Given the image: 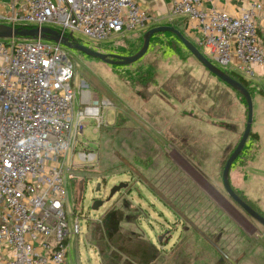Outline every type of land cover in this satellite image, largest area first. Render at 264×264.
<instances>
[{"label": "built area", "instance_id": "obj_1", "mask_svg": "<svg viewBox=\"0 0 264 264\" xmlns=\"http://www.w3.org/2000/svg\"><path fill=\"white\" fill-rule=\"evenodd\" d=\"M211 1L172 0L170 20H190L211 62L250 82L264 73V0L238 16L205 8ZM0 19L13 27L55 25L63 36L79 32L96 44L154 21L137 0H9ZM67 57L53 41L0 40V264H68L71 239L82 232L70 201L72 174L99 155L81 150L78 137L88 119L97 131L105 123L104 102L84 90L75 121Z\"/></svg>", "mask_w": 264, "mask_h": 264}, {"label": "rangeland", "instance_id": "obj_2", "mask_svg": "<svg viewBox=\"0 0 264 264\" xmlns=\"http://www.w3.org/2000/svg\"><path fill=\"white\" fill-rule=\"evenodd\" d=\"M47 26L58 29L55 25ZM144 30L143 33V30L130 32L126 39L114 38L98 44L79 32L74 38L83 46L105 54L129 56L141 50L147 28ZM180 31L212 60L205 48ZM67 53V63L75 72L72 87L78 94L74 101L75 121L80 110V89L92 92L100 103L104 102L107 118V124L105 120L98 135H94L96 123L88 119L83 134L78 137L80 149L96 150L99 158L95 165L77 168L72 174L74 188L72 192L70 187V201L80 217L82 232L71 239L68 264H174L175 257L169 253V247L167 254L160 256L149 247L150 242L156 244L157 234L168 236L171 232L170 245L175 241L178 245L185 243L176 254L179 264L186 261L216 264L221 257L218 251L186 222L179 221L174 229L173 224L178 220L172 209L148 190L145 182L177 187L179 201L194 220V226L202 232L214 231L218 239L215 232L222 222L213 225V220L205 221L218 212L215 213L206 193L203 195L204 189L199 186L203 183L199 173H206L201 146L193 144L195 138L187 136L186 132L175 143L170 119L178 111L180 118H192L201 123L203 118L208 119L209 110L217 104L216 98L222 99L223 110L226 106L229 112L233 110L226 90H219L216 84L233 90L247 110L242 97L211 74L173 34L155 35L147 55L129 65H108L69 49ZM248 84L252 96L264 97L262 86H257L254 80ZM178 128L186 131L181 122ZM220 179L219 189L228 197L222 184V171ZM121 182L130 184L133 193L126 197L127 189H124L94 210V200L107 201L112 187ZM99 183L101 191L96 192ZM126 202L131 203L130 209L125 207ZM138 214L142 217L137 221ZM181 234L178 242L177 236ZM260 245L262 248L257 253L264 257V238ZM256 264H264V259Z\"/></svg>", "mask_w": 264, "mask_h": 264}, {"label": "crops", "instance_id": "obj_3", "mask_svg": "<svg viewBox=\"0 0 264 264\" xmlns=\"http://www.w3.org/2000/svg\"><path fill=\"white\" fill-rule=\"evenodd\" d=\"M257 0H212L205 4V8L215 7L221 11H225L232 16H238L245 8ZM9 0H0V16L7 8ZM138 4L144 8L149 16L154 21L149 28L168 25L174 26L182 30L189 39L202 42V35L196 26L188 19L175 18L170 20V13L172 9V0H137ZM1 21V19H0ZM175 23V25L171 24ZM3 24V23H0ZM182 28V29H181ZM258 28L261 33L264 32V9L258 18ZM145 30L141 31V33ZM197 35L199 36L197 38ZM260 72H263L259 69ZM257 82V86H262L264 91V73L256 76L253 79ZM219 90H226L228 100L232 102V109L230 112L228 106L223 110L222 99L216 98L217 104L209 110V117L203 118L201 123L196 122L192 118H180L178 111L171 117L172 137L174 142L177 139L186 135L195 138L193 144H197L199 150L202 152L203 167L205 174L199 173L203 179V183L199 184L204 192L208 194H215L219 190L221 183V171L224 168V162L231 155L241 140L245 131L247 122V110L242 102L238 101L234 96L235 92L230 88L223 86V84H216ZM79 94V106L81 105V93ZM261 92V93H262ZM264 93V92H263ZM77 94V92H76ZM95 94V93H94ZM76 99H78V94ZM254 101V122L252 126V134L257 138H249L244 152L234 163L230 172V182L232 187L243 194V196L250 202L254 203L258 208L264 210V97L261 95L255 97ZM217 105V106H216ZM80 108V107H79ZM75 113V106H74ZM106 124H107V118ZM185 126L186 131H180L179 124ZM98 135V131L94 129V135ZM198 160V159H196ZM199 161V160H198ZM193 166V165H192ZM197 166V165H196ZM196 170V168L193 166ZM223 184V182H222ZM222 187V186H221Z\"/></svg>", "mask_w": 264, "mask_h": 264}, {"label": "flooded vegetation", "instance_id": "obj_4", "mask_svg": "<svg viewBox=\"0 0 264 264\" xmlns=\"http://www.w3.org/2000/svg\"><path fill=\"white\" fill-rule=\"evenodd\" d=\"M66 49L68 50V48ZM74 51L78 52L76 50ZM145 185L148 190L155 194V196L157 195V197H159L167 206L172 209L173 215L178 220V222L173 224L174 229L179 226V221L182 223L186 222L187 225L195 229L203 237V239H205L218 251L221 257L216 264H256L257 261L264 259V257H260V254L257 253L258 250L262 248L260 243L261 239L264 238V226L255 218L250 216L229 196L226 197L221 191L216 190L217 192H215V194L203 192L204 196L206 193L207 199L211 202V205L215 209V213L218 212V215L210 216L205 221L208 222L213 220V225H216L217 221L222 222L219 228L217 227L216 229L215 233L218 235V239H216V234H214V231L208 230L207 232H202L194 226V220L190 218L187 213H185L183 210V202L179 201L180 197L177 187L169 185H156L151 183L146 184V182ZM126 189V197H128L133 193V188L130 187V184H128ZM234 191L250 207L258 212V214L264 217V212H262L260 208H258L254 203L248 201L239 191L235 189ZM220 197L223 199H220ZM189 198L190 197L188 195L185 197L186 200ZM125 207L130 209L131 203L126 202ZM137 216L138 221L141 219V215L138 214ZM221 218H223L224 221H222ZM139 228H142L140 224ZM172 236V232L168 236L164 235V233L157 234L155 237L156 244L150 242L149 247H153V250L157 256L167 254L169 247V253L175 257L174 264H179L176 254L179 252L180 247L182 248L185 246V243L182 242L181 245H178L177 241H175L170 245V242L173 240ZM177 238L179 242V239H182V234L177 236ZM132 241L133 240H130V243H132ZM216 241L219 242L216 244ZM95 247L98 248V245H95ZM144 253L145 251L142 252V254ZM186 264H189V261H186Z\"/></svg>", "mask_w": 264, "mask_h": 264}, {"label": "water", "instance_id": "obj_5", "mask_svg": "<svg viewBox=\"0 0 264 264\" xmlns=\"http://www.w3.org/2000/svg\"><path fill=\"white\" fill-rule=\"evenodd\" d=\"M162 33H170L177 37L180 43L188 50L190 53L214 76L222 80L228 86L232 87L242 98L246 101L247 106V122L245 131L239 143L237 144L234 151L231 153L227 159L223 171H222V182L223 187L228 194V196L235 201L243 210H245L250 216L255 218L259 223L264 226V217L258 214L252 207H250L235 191L230 182V172L234 163L244 152L245 146L251 136L252 126L254 122V101L250 90L242 84L240 81L236 80L224 70L213 64L202 52L196 47L192 42H190L184 34L174 26L160 25L155 26L146 31L144 34L143 46L139 52L129 56H122L118 54H105L99 51H95L91 48L85 47L79 42L75 41L73 34L68 37L63 36L60 32L51 27H13L6 24H0V40H12V39H43L46 41H53L58 44H62L70 50H76L81 52L91 58L102 61L108 65H129L133 64L145 55H147L152 39L155 35ZM71 40V41H70ZM128 187V183H120L115 185L110 190V195L107 201L104 200H94L93 209L98 210L100 207L104 206L106 202H110L116 194ZM101 191V184L99 183L96 192Z\"/></svg>", "mask_w": 264, "mask_h": 264}, {"label": "trees", "instance_id": "obj_6", "mask_svg": "<svg viewBox=\"0 0 264 264\" xmlns=\"http://www.w3.org/2000/svg\"><path fill=\"white\" fill-rule=\"evenodd\" d=\"M168 34H170V33H168ZM157 36V35H156ZM153 39H154V37H153ZM134 53H130V55H133ZM227 74H229L230 76H232L233 78H235L236 80H238V81H240L242 84H244L247 88L248 87H250L251 88V86H249V84H248V82L247 81H245L243 78H241V77H239L238 75H236V74H234L233 72H230V71H228V70H225V69H223ZM249 89V88H248ZM250 90V89H249ZM241 96V95H240ZM242 97V96H241ZM242 100H244V102H245V104H246V101H245V99L244 98H242ZM251 138H257V136H255V134H252L251 133ZM229 158V157H228ZM227 158V159H228ZM227 159H226V161H227ZM226 161L224 162V165H225V163H226ZM73 181H72V192H73ZM85 191V189L83 190V192ZM74 201H75V199H74ZM76 203V202H75Z\"/></svg>", "mask_w": 264, "mask_h": 264}]
</instances>
